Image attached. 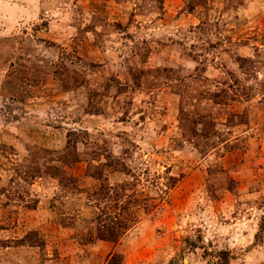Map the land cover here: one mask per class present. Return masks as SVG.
<instances>
[{
  "label": "rangeland",
  "instance_id": "rangeland-1",
  "mask_svg": "<svg viewBox=\"0 0 264 264\" xmlns=\"http://www.w3.org/2000/svg\"><path fill=\"white\" fill-rule=\"evenodd\" d=\"M0 264H264V0H0Z\"/></svg>",
  "mask_w": 264,
  "mask_h": 264
},
{
  "label": "trees",
  "instance_id": "trees-1",
  "mask_svg": "<svg viewBox=\"0 0 264 264\" xmlns=\"http://www.w3.org/2000/svg\"><path fill=\"white\" fill-rule=\"evenodd\" d=\"M117 225V228L118 229H121V228H125V223L122 222V221H118L116 223ZM105 229V230H104ZM104 230V231H103ZM98 236L102 237V238H105V239H109V240H114L116 238V232L115 231H112L111 228H106V227H103L102 228V232H100V230H98Z\"/></svg>",
  "mask_w": 264,
  "mask_h": 264
}]
</instances>
